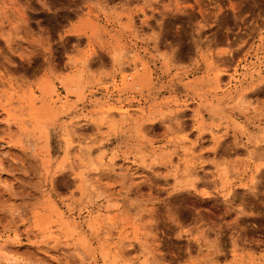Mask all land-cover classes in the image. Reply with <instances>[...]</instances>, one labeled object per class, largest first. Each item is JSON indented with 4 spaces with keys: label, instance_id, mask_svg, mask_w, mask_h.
<instances>
[{
    "label": "rangeland",
    "instance_id": "obj_1",
    "mask_svg": "<svg viewBox=\"0 0 264 264\" xmlns=\"http://www.w3.org/2000/svg\"><path fill=\"white\" fill-rule=\"evenodd\" d=\"M0 159V264H264V0H0Z\"/></svg>",
    "mask_w": 264,
    "mask_h": 264
},
{
    "label": "bare ground",
    "instance_id": "obj_2",
    "mask_svg": "<svg viewBox=\"0 0 264 264\" xmlns=\"http://www.w3.org/2000/svg\"><path fill=\"white\" fill-rule=\"evenodd\" d=\"M3 155V154H2ZM4 156V155H3ZM2 165V160L0 159V166ZM4 261H6V262H8L9 260L8 259H6V260H4Z\"/></svg>",
    "mask_w": 264,
    "mask_h": 264
}]
</instances>
